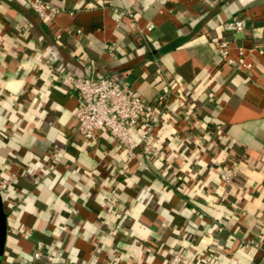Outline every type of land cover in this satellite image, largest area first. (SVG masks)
Segmentation results:
<instances>
[{"label":"crops","instance_id":"obj_1","mask_svg":"<svg viewBox=\"0 0 264 264\" xmlns=\"http://www.w3.org/2000/svg\"><path fill=\"white\" fill-rule=\"evenodd\" d=\"M50 1L53 20L0 0V264H169L173 249L183 264L264 261V0ZM235 14L250 69L214 44ZM64 73L163 98L153 147L85 139Z\"/></svg>","mask_w":264,"mask_h":264},{"label":"built area","instance_id":"obj_2","mask_svg":"<svg viewBox=\"0 0 264 264\" xmlns=\"http://www.w3.org/2000/svg\"><path fill=\"white\" fill-rule=\"evenodd\" d=\"M41 20H53L62 8L50 0H22ZM130 14V10H127ZM222 35L214 39L219 59L237 69H250L252 62L246 59L244 47L231 43V35L241 32L246 27L244 15L235 14L220 25ZM80 29H77L79 32ZM112 54V46L108 48ZM234 52V53H233ZM64 85L70 87L76 97L74 116L77 131L85 139L97 141L100 133L107 135L122 146L131 156L135 148L153 147L155 128L165 106L163 98L146 101L131 85L126 76H94L63 74ZM207 98L214 101L213 91L207 90ZM235 175L232 167L219 170L220 179L229 183ZM8 181L0 180V190L7 187ZM257 245V242L254 241ZM43 243L37 242L32 256L36 259L44 254ZM185 255L180 249H173L169 264H183ZM226 264H234L229 259ZM250 264H264V261H253Z\"/></svg>","mask_w":264,"mask_h":264},{"label":"water","instance_id":"obj_3","mask_svg":"<svg viewBox=\"0 0 264 264\" xmlns=\"http://www.w3.org/2000/svg\"><path fill=\"white\" fill-rule=\"evenodd\" d=\"M5 231H6L5 213L3 211L2 201L0 199V244H1L2 240H3Z\"/></svg>","mask_w":264,"mask_h":264},{"label":"trees","instance_id":"obj_4","mask_svg":"<svg viewBox=\"0 0 264 264\" xmlns=\"http://www.w3.org/2000/svg\"><path fill=\"white\" fill-rule=\"evenodd\" d=\"M0 199H1V201H2L1 194H0Z\"/></svg>","mask_w":264,"mask_h":264}]
</instances>
